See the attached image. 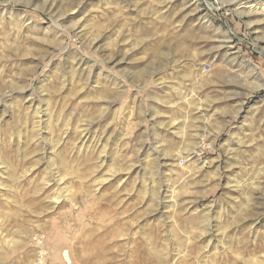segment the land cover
Here are the masks:
<instances>
[{"label": "rangeland", "instance_id": "rangeland-1", "mask_svg": "<svg viewBox=\"0 0 264 264\" xmlns=\"http://www.w3.org/2000/svg\"><path fill=\"white\" fill-rule=\"evenodd\" d=\"M64 253L264 264V0H0V264Z\"/></svg>", "mask_w": 264, "mask_h": 264}, {"label": "bare ground", "instance_id": "bare-ground-1", "mask_svg": "<svg viewBox=\"0 0 264 264\" xmlns=\"http://www.w3.org/2000/svg\"><path fill=\"white\" fill-rule=\"evenodd\" d=\"M229 2H230V4H232V5H236V6H242V5H245L247 2H249V0H229ZM192 152H190L189 151V153L186 155L187 157L191 154ZM181 154V153H180ZM158 173L155 171V175H157ZM151 176H154V173H152L151 174ZM54 178V177H53ZM158 197H156L155 196V202L156 203H158L159 201H157L158 199H157ZM173 249V251H175V256H185L184 254L185 253H187V252H185V253H182L179 249H174V248H172ZM174 256V257H175ZM64 258H65V261H66V263L67 264H72V260H71V257L69 256V254L68 253H64ZM101 258H102V264H113V263H115V262H112V258H106V257H104V256H101ZM165 258V257H164ZM164 258H162L163 260H159V262H163L164 261ZM135 261V260H134ZM134 261L133 262H131L130 264H134ZM177 261V260H176ZM176 261L174 262V264H176ZM173 262V261H172ZM183 262H185V261H183ZM187 262V261H186ZM135 263H138L137 261H135ZM140 263V262H139ZM138 263V264H139ZM165 263V262H164ZM34 264H42L40 261H38V262H35ZM88 264V263H87ZM116 264V263H115Z\"/></svg>", "mask_w": 264, "mask_h": 264}]
</instances>
